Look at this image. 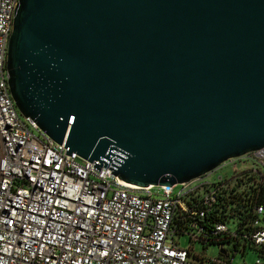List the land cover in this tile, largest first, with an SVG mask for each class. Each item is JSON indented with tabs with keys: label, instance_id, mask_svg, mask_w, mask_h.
I'll use <instances>...</instances> for the list:
<instances>
[{
	"label": "water",
	"instance_id": "water-1",
	"mask_svg": "<svg viewBox=\"0 0 264 264\" xmlns=\"http://www.w3.org/2000/svg\"><path fill=\"white\" fill-rule=\"evenodd\" d=\"M18 112L143 188L264 147V0H17Z\"/></svg>",
	"mask_w": 264,
	"mask_h": 264
},
{
	"label": "built area",
	"instance_id": "built-area-1",
	"mask_svg": "<svg viewBox=\"0 0 264 264\" xmlns=\"http://www.w3.org/2000/svg\"><path fill=\"white\" fill-rule=\"evenodd\" d=\"M15 3L0 0V264H231L233 254L264 247V198L253 200L264 186V147L213 168L231 163L227 175L209 180L211 169L177 191L156 186L154 197V186L134 188L107 168L91 169L94 161L63 154L24 118L5 70ZM234 201L251 206L250 216L236 220ZM207 245L218 253L205 256ZM259 254L250 264H264Z\"/></svg>",
	"mask_w": 264,
	"mask_h": 264
},
{
	"label": "rangeland",
	"instance_id": "rangeland-1",
	"mask_svg": "<svg viewBox=\"0 0 264 264\" xmlns=\"http://www.w3.org/2000/svg\"><path fill=\"white\" fill-rule=\"evenodd\" d=\"M231 163H227L226 165H223L221 167H217L213 169V171L207 176V179L213 180L215 179L218 175H227L230 171ZM179 184H176L173 187V191H177L179 189ZM151 195L154 197H157L160 195V190L158 187L154 186L151 189ZM263 204V209H264V200L262 202ZM264 213V212H263ZM259 223H261L264 226V221L262 219L259 220ZM227 227L231 229V224L228 223ZM177 242L180 247L184 248L188 246V238L186 235H182L178 237ZM194 249L196 251L200 250L199 245H195ZM219 247L217 245H207L206 248L203 249V254L207 257H213L218 253ZM263 259V257L259 254L258 250L256 249H247L242 255H239L238 253L233 254L231 264H250L252 263L255 258Z\"/></svg>",
	"mask_w": 264,
	"mask_h": 264
},
{
	"label": "trees",
	"instance_id": "trees-1",
	"mask_svg": "<svg viewBox=\"0 0 264 264\" xmlns=\"http://www.w3.org/2000/svg\"><path fill=\"white\" fill-rule=\"evenodd\" d=\"M252 192L254 193L253 190H252ZM253 193L252 194L249 193V194L253 197L254 196ZM263 198H264V186H262L259 189V191L256 194V197L255 196L253 197V200H256L258 203H261ZM234 203H235V207L232 208V210L235 213L232 216H234L236 220H238V221L242 220L243 221L246 217L250 216V214H247L246 211L249 210V207H251V206H247V208H246V205H242L238 201H234ZM224 204L226 205V201L224 202ZM229 215H230V213H229ZM206 221H207V217H204L202 219L201 224L205 223ZM255 249L258 250L259 253H262L264 251V247H262V249L261 248H255Z\"/></svg>",
	"mask_w": 264,
	"mask_h": 264
},
{
	"label": "bare ground",
	"instance_id": "bare-ground-1",
	"mask_svg": "<svg viewBox=\"0 0 264 264\" xmlns=\"http://www.w3.org/2000/svg\"><path fill=\"white\" fill-rule=\"evenodd\" d=\"M130 186H132V187H134V188H139V187H137V186H134V185H131V184H129Z\"/></svg>",
	"mask_w": 264,
	"mask_h": 264
}]
</instances>
